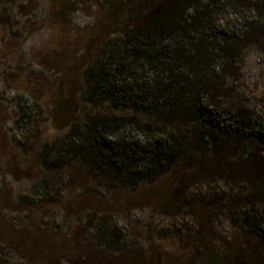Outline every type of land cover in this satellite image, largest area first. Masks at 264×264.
I'll return each instance as SVG.
<instances>
[{"label": "trees", "instance_id": "1", "mask_svg": "<svg viewBox=\"0 0 264 264\" xmlns=\"http://www.w3.org/2000/svg\"><path fill=\"white\" fill-rule=\"evenodd\" d=\"M101 2L102 25L88 37L92 59L80 73V102L113 112L88 114L49 164L80 171L91 185L105 177L107 190L114 183L133 188L163 177L176 181L158 206L188 209L203 232L185 242L179 260L130 250L123 264H264V120L231 96L243 55L264 48V0ZM73 67L61 76H73ZM55 91L56 106L72 104L63 84ZM190 182H223L228 190L208 200L190 198ZM222 214L234 232L229 239L217 235ZM105 228L95 238L117 236ZM80 254L90 262L107 258L99 251Z\"/></svg>", "mask_w": 264, "mask_h": 264}, {"label": "rangeland", "instance_id": "2", "mask_svg": "<svg viewBox=\"0 0 264 264\" xmlns=\"http://www.w3.org/2000/svg\"><path fill=\"white\" fill-rule=\"evenodd\" d=\"M101 1L0 0V264H123L130 250L176 261L185 242L203 232L188 209L167 212L158 206L162 192L177 188L171 177L133 188L114 183L107 190L105 177L91 185L80 171L61 172L49 164L53 152L76 138L72 130L88 114L113 112L92 111L80 102V73L87 57L92 59L88 37L102 25ZM233 18L225 21L232 24ZM71 66L75 74L61 76ZM237 66L231 96L264 120V48L249 50ZM60 84L73 93L64 110L52 97ZM189 185L187 196L196 199L228 190L223 182ZM215 225L219 239L233 236L223 214ZM100 226L107 234L116 229L117 236L95 238ZM29 249L38 250L32 258ZM80 251L107 258L90 262Z\"/></svg>", "mask_w": 264, "mask_h": 264}]
</instances>
